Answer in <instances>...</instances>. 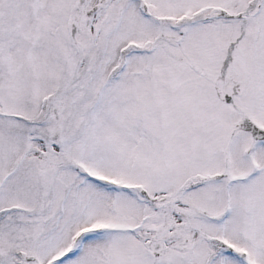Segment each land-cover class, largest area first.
<instances>
[{
	"label": "snow or ice",
	"instance_id": "obj_1",
	"mask_svg": "<svg viewBox=\"0 0 264 264\" xmlns=\"http://www.w3.org/2000/svg\"><path fill=\"white\" fill-rule=\"evenodd\" d=\"M0 264H264V0H0Z\"/></svg>",
	"mask_w": 264,
	"mask_h": 264
}]
</instances>
